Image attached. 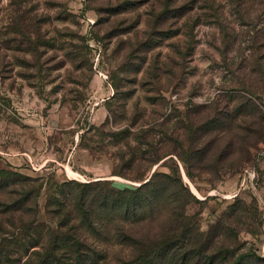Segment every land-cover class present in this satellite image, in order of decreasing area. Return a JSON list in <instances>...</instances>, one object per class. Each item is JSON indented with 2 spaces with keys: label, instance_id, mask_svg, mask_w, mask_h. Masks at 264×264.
Listing matches in <instances>:
<instances>
[{
  "label": "rangeland",
  "instance_id": "1",
  "mask_svg": "<svg viewBox=\"0 0 264 264\" xmlns=\"http://www.w3.org/2000/svg\"><path fill=\"white\" fill-rule=\"evenodd\" d=\"M258 2L244 3L241 18L231 0H0V170L35 181L7 191H34L45 221L64 183L73 197L92 182L122 191L169 175L186 192L171 185L154 207H186L219 264H259Z\"/></svg>",
  "mask_w": 264,
  "mask_h": 264
},
{
  "label": "trees",
  "instance_id": "2",
  "mask_svg": "<svg viewBox=\"0 0 264 264\" xmlns=\"http://www.w3.org/2000/svg\"><path fill=\"white\" fill-rule=\"evenodd\" d=\"M249 1L231 0L241 18L248 13L244 3ZM258 5L264 14V0ZM207 9L211 7L201 9L203 16L212 18ZM218 10L215 18L223 31V6ZM260 46L264 49V41ZM255 54V73L264 79V52L256 48ZM17 182L35 183L0 170V238L7 235L0 240V264H219V256L199 242L196 223L190 229L186 207H154L171 185L177 187V195L186 192L179 179L157 173L138 188L122 191L111 190L107 182L103 189L102 182H92L81 186L90 193L82 190L73 197H65L63 187L72 184L64 183L60 195L46 201L45 221L31 199L34 191H7ZM5 195L10 196L7 205ZM254 260L264 264L262 258Z\"/></svg>",
  "mask_w": 264,
  "mask_h": 264
}]
</instances>
